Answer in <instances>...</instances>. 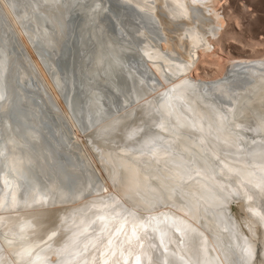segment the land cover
<instances>
[{
  "label": "bare ground",
  "instance_id": "1",
  "mask_svg": "<svg viewBox=\"0 0 264 264\" xmlns=\"http://www.w3.org/2000/svg\"><path fill=\"white\" fill-rule=\"evenodd\" d=\"M30 1L48 18L51 31L44 24L41 31L35 19V30H28L27 12L0 0V14L23 58L0 43L7 81L0 103V264H264V147L256 141L264 146V41L241 39L237 14L245 4L120 0L133 5L136 23L125 13L120 22L108 0H94V12L90 0L79 4L77 30L89 33L91 47L83 52L88 62L77 61V77L82 71L95 73V81L103 82L112 72L124 84L112 58L126 51L140 59L151 77L139 95L122 97L113 111L78 125L54 86L55 75L53 79L39 47L32 44L35 39L56 47L59 8L45 0L39 5ZM105 8L127 38L138 40L134 49L99 19ZM228 8L233 10L229 21ZM229 38L238 44L229 43L227 52L222 42ZM28 73L67 120L68 140L95 177L91 188L77 189V173L47 163V142L32 127L39 122L37 112L29 119L8 117L18 95L34 106L14 85ZM232 79L240 84L230 94L224 88ZM206 82L216 91L223 88L230 99L219 102L226 114L195 89ZM86 85L82 96L92 107ZM155 137L159 141L144 147ZM218 215L231 224L232 240Z\"/></svg>",
  "mask_w": 264,
  "mask_h": 264
},
{
  "label": "water",
  "instance_id": "2",
  "mask_svg": "<svg viewBox=\"0 0 264 264\" xmlns=\"http://www.w3.org/2000/svg\"><path fill=\"white\" fill-rule=\"evenodd\" d=\"M13 4V7L16 11L20 13L27 12V20L24 22V26L32 31L35 30V25L33 20L35 19L37 27L43 31L41 25H46L49 30H52V27L49 23L48 18L40 11L35 9L34 3L30 0H27L29 7L24 3V0H10ZM36 4L44 2V0H34ZM50 5L58 6V15L61 22L60 36L57 39L56 47H48L38 44L35 39H32V44L36 47H39L41 53V61L43 66L47 71L51 73L52 78L55 80L54 86L59 92L60 97L70 113L73 121L81 125L87 124V119H92L94 116L103 115L107 111H113L115 107H118L119 103L122 100V97L133 98L134 93L139 95L141 93L140 87H145L150 85L148 77H151L150 73L142 66L140 59L132 53L126 51L124 56L112 58L115 69V72H119L124 77V84H120L115 81L113 73L110 72L109 75L105 76L103 82H97L95 73L86 74L85 72L79 73V78L77 77V61L79 58H82L86 63L88 58L83 56L85 49L91 47V37L89 33H85L81 30H77L79 9L78 6L81 3H88V0H45ZM110 6H112L113 15L120 20L125 13L128 16V19L133 23H136L132 19V14L135 9L133 5L129 3H122L120 0H108ZM94 0H90V10L95 11L97 6L95 5ZM120 7H123V10H120ZM101 21H104L107 29L112 31L116 37L122 39L123 43L134 49V43L138 40H131L127 38L123 31H121L113 17L108 13L107 8L103 9V13L98 15ZM91 24H94L95 21H90ZM0 43L7 44L8 48L15 51V53L22 59V55L18 48H16V38L15 35L6 28L5 19L3 15L0 14ZM81 44V45H80ZM80 46L81 49L80 50ZM5 62L3 53L0 50V103L4 99V89L3 87L7 85V81L1 71V66ZM132 67L135 69H132ZM127 70L130 74H127ZM137 71V72H136ZM139 73V74H137ZM100 76H103L102 71H98ZM139 75V76H138ZM140 77V78H139ZM246 81L251 80L246 78ZM132 81V83H131ZM87 89H90L91 94L90 98L93 101V106L89 107L87 99L82 96V93L85 89L83 87L84 83ZM238 79H232V82L225 86L224 89L230 94V90L233 86L238 85ZM14 85L20 87L24 93V96L29 98L34 106H30L26 101L23 100L22 96H17L15 104H12L14 108H10L7 111V115L10 120L14 121L17 116L21 115L26 119L34 117L36 112L40 115L39 122L32 125L33 128L40 129V132L43 133V136L47 142L48 149L43 151L45 160L50 166H62L64 165L69 170L74 171L80 177L79 181H74L75 187L77 189L85 188L90 186L91 188L94 185L95 177L91 178L89 173V168L85 164V161L79 156L75 146L68 140V122L67 120L57 111V108L54 105L51 97L43 92L41 84L34 78L30 73L24 78L23 82L15 79ZM214 84L206 82V84L199 83L195 88L203 96V98L211 99L215 106L220 107L225 114L226 110L223 106L219 104L220 101H228L230 99L223 94V88H219L218 91L214 90ZM73 95H77L78 100H73ZM168 95H165V98ZM177 99V97H173ZM169 105L168 102H166ZM221 110V111H222ZM169 112L171 114V107H169ZM3 112L0 110V123L4 124L2 118ZM189 123V121H187ZM183 126H186L184 124ZM189 126V125H188ZM153 128V127H152ZM193 129V127H188ZM240 137H238L239 139ZM2 135L0 134V145ZM241 140V139H239ZM159 141L158 137L153 138L152 141L148 142L144 147H148L153 142ZM258 142V147H264L261 142ZM198 143H200L197 140ZM249 143L248 145H251ZM248 145L246 147H248ZM147 149V148H146ZM206 153V151H205ZM49 155V156H48ZM207 157L213 158L207 153ZM2 151H0V168L3 165ZM249 159V158H248ZM188 165V164H187ZM189 166L185 167V170L188 171ZM11 173V172H10ZM1 174V173H0ZM40 182L43 181V178L39 173H36ZM1 178V175H0ZM89 183V184H88ZM31 185L28 186L27 190ZM41 193H46L49 195L50 192H46L45 189L40 188ZM1 191V190H0ZM35 195V192H33ZM4 201L7 202L8 196L4 195ZM219 223L224 220L226 225V232L228 233L229 240H232V230L227 218L218 215ZM224 218V219H223ZM232 242V241H231Z\"/></svg>",
  "mask_w": 264,
  "mask_h": 264
},
{
  "label": "rangeland",
  "instance_id": "3",
  "mask_svg": "<svg viewBox=\"0 0 264 264\" xmlns=\"http://www.w3.org/2000/svg\"><path fill=\"white\" fill-rule=\"evenodd\" d=\"M252 1H254V0H252ZM252 1H249V0H223L222 3L225 6H227L228 4H234L235 2L240 6L242 5V3L245 4L244 9L241 8V12H239L240 14H237V15H239L237 17L239 19V24H241V26H242L240 28L243 29V33L241 35H242V37L243 36L246 37V38L243 37L241 39L244 40V39L252 38L254 40L258 39L259 41H264V0H259V1L257 0L256 1L257 3H255V2L252 3ZM232 18H233V10L231 8H228L227 14L225 15V19L229 21ZM217 20H218V17L214 16L213 22L215 23V22H217ZM250 21H252V23ZM248 23L250 24V27H247ZM235 26H236V24H235ZM243 27H246V28H243ZM245 29H247V31H245ZM244 33H246V34H244ZM229 39H231V38H229ZM229 39H227V40H229ZM224 42H225V46H227V47H224V46L223 47L226 49L225 51L228 50L227 52H229L230 49L232 50V45H233L232 43L235 42V44L236 43L238 44L237 40H234V39L227 41L228 43H226V41H223L222 43L224 44ZM229 43H231L232 45ZM228 46L229 47L231 46V48H229ZM244 48L246 50L248 49L247 47H244Z\"/></svg>",
  "mask_w": 264,
  "mask_h": 264
},
{
  "label": "snow or ice",
  "instance_id": "4",
  "mask_svg": "<svg viewBox=\"0 0 264 264\" xmlns=\"http://www.w3.org/2000/svg\"><path fill=\"white\" fill-rule=\"evenodd\" d=\"M100 219H102V220H103L104 218H103V217H100ZM133 235H135V232L133 233Z\"/></svg>",
  "mask_w": 264,
  "mask_h": 264
}]
</instances>
